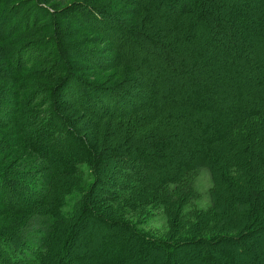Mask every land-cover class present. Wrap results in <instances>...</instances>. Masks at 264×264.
Here are the masks:
<instances>
[{"label": "trees", "instance_id": "trees-1", "mask_svg": "<svg viewBox=\"0 0 264 264\" xmlns=\"http://www.w3.org/2000/svg\"><path fill=\"white\" fill-rule=\"evenodd\" d=\"M65 1L67 0H0V117L4 120L0 122V129L7 130V133L0 137V154L17 147L20 139L27 141L28 136L34 133L32 143L27 141L25 146L30 152L37 154V158L50 170L39 177L38 187L33 186V183L29 184L31 193L42 195V200L37 202L24 197L22 192L15 189V185L22 183L17 175H37L35 172H28L32 167L28 166L30 160L21 161V168L13 174L0 171V264H58L59 260L68 264L67 258L82 256L80 237L87 233L90 222L92 225L97 223L106 227L112 233L109 238L118 235L117 239L120 240L130 233L122 239L124 242L118 247L121 250L117 255H109L110 251L117 247L116 242H98L97 250L101 255L105 254L99 260L101 263L123 264L128 258L125 249L129 248V252H132L136 246L132 243V237H135L141 245L149 244L152 251L164 250L167 258L163 264H176L177 262H170L169 257L179 248L196 244L199 240L163 242L156 238L150 239L145 237L147 233L144 234L137 223L130 226L129 222H122L118 218L107 220L90 205L88 197L100 185L102 176L106 175V168L111 161H119L121 156H130L146 165L154 174L157 185L162 188L175 181L181 183L186 192L185 196L195 192L193 182L198 171H209L213 184L209 189L211 204L206 211L194 212L195 215L190 216L194 221L186 216L188 209L181 211L185 205L181 204L180 200L183 195L178 196L177 209L188 219L186 221L182 216L177 219V225L180 228L185 227L181 233L186 231L187 237H196L200 231H204L201 228H205L199 227L201 219L205 221L225 214V224L233 225L236 221L241 231L236 235L223 236L218 235L222 234V228L212 230L214 238H203L206 248L200 256L201 262L247 264L235 262L233 250L228 249L221 250L226 257L224 262L213 259L212 253L218 251L217 244L223 241L237 242L235 245L238 247V253L251 258L248 264H264V252L255 246L258 239L264 236V143L256 136L258 130L264 132V97L258 98L254 110L238 115L240 110L245 109L244 101L239 96L244 77L250 74L259 75V85L264 86V57L253 61L255 66L252 72L246 73V65L238 64L246 52L253 48L252 40L257 39L255 51L264 46V0H149L148 4L143 6L141 0L128 2L132 6H142L138 11L143 17L141 20H135L137 24L134 27L124 22L123 27L129 31L127 34L134 38L142 35L143 42L150 49L156 50L151 59L155 61L153 68L162 67L164 74L160 87L165 89L166 94L162 96V103L172 108L164 118L153 119L151 122L145 116L129 121L128 114L132 108L126 106L128 102L116 105L117 101L109 97L115 95L123 100L122 95L129 92V78L123 79L125 84L122 89L115 92L116 86H120L124 81L105 86L93 82L92 79L85 80V76L79 74L75 63L66 54V47L71 48L64 45L67 32L63 30L62 33L57 27L58 19L67 18L64 16L66 5L56 10L51 4H61ZM20 6L22 10H18L19 16L16 17L11 11ZM257 10L261 13H256ZM21 11L22 14H19ZM94 12L105 21L119 25L113 11L98 9ZM186 16L190 17L189 23L185 31L184 28L181 29L183 35L179 39L163 42L155 34H147L150 33L147 29L150 20L162 18L173 24ZM42 20L47 22L41 24ZM57 36L62 37L64 41L57 40ZM186 38L192 39L195 44L200 43L201 50L192 52L187 48ZM209 51H212V55L208 54ZM189 58L191 64L187 63ZM215 59L219 65L212 68L209 64ZM199 60L203 66L198 63ZM135 62L138 64V60H132V64L129 59L125 60L123 69L131 70L132 75L136 77L137 69L133 64ZM139 62L148 63L146 58ZM27 65H31L30 69L26 68ZM224 74L229 75L238 84L237 96L230 103L226 96L224 99H218V88L227 77ZM57 75L59 78L56 80ZM72 79H76L77 83L88 91L63 95L61 91L66 90L67 81L70 83ZM157 79L155 74L144 84L150 92L159 91ZM50 80L54 84L46 83ZM41 92L42 94L38 95ZM87 92H93L90 94L92 96L88 98L85 94ZM190 92L192 96H187ZM107 103L113 105L110 114H107ZM69 104L81 112L77 114L76 111H68ZM85 117L88 121L104 117L115 120L117 123L113 124L114 133L106 134L112 137V140L102 137L97 145L87 140L81 131L82 120H87ZM236 118H239V123H236ZM34 120L37 121L36 128H33ZM126 121H129L126 124L128 132L118 139V125ZM145 123H149L145 128L139 127ZM67 136L73 143L68 150H63L60 147L65 145ZM215 146H218V149ZM258 146L260 148L254 151L253 147ZM236 159H242L244 162L240 168L239 162H235ZM81 160L86 161L85 164L89 163L93 175L90 184L86 183V190L81 192L82 196L77 191L83 189L84 181L73 183V178L79 177L77 171ZM221 179H224L223 183ZM237 180L245 183L244 189L238 188ZM58 181L63 182V185H55L62 184ZM43 183H50V186L44 190L41 186ZM58 187L60 188L56 191ZM52 188L56 192L50 193ZM57 192L60 196L56 203L57 209L51 218L52 224H56L59 218L68 217L71 208L64 211V206L72 202L73 198L66 197L67 195L74 194L79 200V211L71 218L60 246L50 243V236L60 231L57 227L46 229L42 234L36 230V239L30 244L31 250L25 258L21 262H17L16 259H21L17 256L16 259L15 256L10 259L9 253L5 251L9 248L17 249L19 242L15 239H27V234L24 233L27 230L19 227L22 218L28 212L43 206L45 197L51 194L54 196ZM15 198L30 204L27 207L13 205L11 201ZM164 207L169 210L168 204ZM115 216L117 217V214ZM130 228H134L136 232ZM177 238L182 237L178 235ZM42 243H46L44 252L39 250ZM140 260L148 259L143 256L138 261ZM138 261L132 264H137Z\"/></svg>", "mask_w": 264, "mask_h": 264}, {"label": "rangeland", "instance_id": "rangeland-1", "mask_svg": "<svg viewBox=\"0 0 264 264\" xmlns=\"http://www.w3.org/2000/svg\"><path fill=\"white\" fill-rule=\"evenodd\" d=\"M130 1L131 0H67L61 4L54 2L51 4L55 6L56 10H60L62 6L66 5L64 16L67 18L58 19L57 27L62 31V33L63 30H65V33L67 32L68 36H66L67 38L65 39L64 45L65 47L71 46V48L68 49L66 47V54L68 58H70V60L75 63V67L78 70L79 74H81L83 77L85 76V80L92 79L93 82L100 83V85L105 86L116 85L118 82L124 81L123 79L129 78V92L122 95L123 100L115 97V95H111L109 97H112L117 101L116 105L123 104V102H128L126 103V106L132 108L129 110L128 114L129 121L131 119L134 120V118L139 120V117L145 116L151 122L153 119L164 118L167 115V112H171L172 108L164 106L162 103V96L166 94L165 89L160 87V85H162L164 74L161 71L162 67H158V69L153 68V66H155L153 62L155 61L151 59L152 56H155L153 52L156 50L150 49L148 45L143 42L144 38L142 37V35L134 38L132 35H128L127 33H129V31H127V29L123 27L124 23L134 27L135 24H137L135 20H141L143 14L141 12L139 13L138 10H140V7H142L143 5H147L149 0H141L142 6L140 7L138 5H129L128 2ZM154 6L156 7L157 3ZM21 7L22 6L11 11L12 14L16 17L19 16L18 10H22L20 9ZM98 9H105L109 12L113 11L115 17L119 20V25H115V22L111 23L109 20L105 21V19H103L102 17L96 16L94 11H98ZM150 11L151 14H153L152 9ZM256 13L261 12L260 10H257ZM19 14H22V11L19 12ZM157 16L159 17L160 15ZM189 18V16L183 17L181 21H179L178 23L174 21L175 23L173 24H169V20L162 18L154 19L152 21L150 20L147 25V29L150 33L147 34H155V36H157V38L163 42H170L179 39L181 35H183L181 29L184 28L185 31V28L188 26ZM46 22L47 20H42L41 24H44ZM175 25L176 27L173 28L172 26ZM56 39L59 41H64V39L59 36H57ZM256 40L257 39L252 40V42L254 43L253 48L251 49V51L246 52V54L239 60L238 63L246 65L244 69L246 73L252 72V68L253 66H255L253 61H255L256 58L257 60H261V58L264 57V46L261 49L255 51L257 45ZM185 42L187 48L191 49L192 52L196 53L201 50L200 43L195 44L192 42V39L189 38H186ZM71 49L73 51H71ZM208 54L212 55V51H209ZM206 57L207 55L205 56V58ZM142 58H146L148 63L141 64L139 61ZM128 59L130 60L131 64L132 60H138V64H136V62L133 63L134 67L137 69L135 71V73L137 74L136 77L135 75H132V72H130L131 70L129 71L126 69L125 71L123 69L124 61ZM217 61L218 60L215 59L209 65L212 68H216L219 65ZM187 63L191 64L190 58L188 59ZM198 63L203 66L201 60H199ZM31 65H27L26 68L30 69ZM155 74L158 78L157 83L159 86V91L150 92L148 87H146L144 84ZM224 75L227 77L224 79L225 82L218 88V99H224V97L226 96L229 100L228 102L230 103L233 98L237 96L238 84L237 81L233 80V78H231L229 75ZM57 78H59L58 75L56 77V80ZM260 78L261 77L259 75L253 76L250 74V76L246 75L242 80V92H240L239 96L244 101L245 109L240 110L238 115H242L249 110H254L255 107H257L256 105L259 100L258 98L264 97V86H260L259 81L257 80ZM46 83H49V85L54 84L52 80ZM68 83L69 80L67 81L68 87L66 88V90L61 91L63 95H68L69 92L75 94L76 91H88L85 89V87L79 85L76 79H72L70 83ZM124 84L125 81L120 86H116L115 92H118L119 89H122ZM39 94H42V92L38 93V95ZM85 94L88 97L92 96L90 94H93V92H87ZM187 96H192V93L190 92ZM40 98L41 97H38V99ZM107 105L109 109H107V114H110L113 105H111L110 103H107ZM67 110L76 111L77 114L78 112H81L76 110L74 107H71V104H69ZM134 112H137V114H135ZM107 114L104 113V115ZM83 115L86 116V114ZM85 118L87 119V117ZM95 120L96 121H88V119L82 120L83 126L81 131L87 137V140L95 143L96 145L101 142L102 137H106L112 140V137L106 134L114 133L113 124L117 122H115V120L106 119V117H104L103 119L99 118V120ZM2 121L4 120L0 117V122ZM129 121L118 125V131L116 133L118 139L122 138V136L125 135V132H128V126H126V124ZM235 121L236 123H239L240 120L239 118H236ZM148 124L145 123L144 125L139 127L145 128ZM33 125V128H36L37 121L34 120ZM5 133H7V130L0 129V137L4 136ZM34 135L35 134L33 133L32 135L28 136L27 141L30 144L32 143ZM256 136H258L264 143L263 131L261 132L258 130L256 132ZM25 142L21 141L20 139L17 147H13L10 149V151H5L4 153L0 154V171L13 174L16 170L21 168V161L30 160V164L28 166L32 167L28 172H35L37 173V175L31 173L17 175V178H20L22 180V183H20L19 185H15V189L18 192H22L24 197L31 199V201L37 202L40 199L42 200V195H40V193L37 195L35 193H31L29 184L33 183V186L38 187L37 182L39 181V177L43 174L49 173L50 170L47 165H43V162L37 158V154L30 152V149L25 146ZM114 142H116V140ZM72 143L73 142L70 137L67 136V140L65 139V145L61 146L60 148L63 150H68L69 146ZM260 146H262V144ZM260 146L253 147V150L255 151L259 149ZM215 147L218 149V146ZM237 159L235 160V162H239L238 167L244 164L242 159ZM80 162L81 163H79V168L77 171L79 177H74L73 183L79 184V182L84 181L83 189L81 191H77L79 195L81 194L80 196H82L83 191L86 190V183L90 184L93 175L90 165H88L89 163L85 164L86 161L84 160H81ZM106 169V175L104 174L102 176L100 185L97 186L98 188L96 187V191L91 192L90 196L88 197L92 208H95V210L98 211L104 218L110 221L114 218H118L122 222H129L130 226L133 223H137L140 226L139 228H142V232L144 234H148H146L145 237H148L150 239L156 238L162 240L163 242L170 240H199L196 244H188L179 248L177 252L169 257L170 262H177L176 264H203L200 259L203 250L206 248L203 244V238H214L211 234L212 230H219L220 228H222V231H220L222 234L218 235L223 236H228V234L236 235L239 231H241L239 230V226H237L238 222L236 223V221H234L233 225L225 224V222L227 221L225 220V214H223L222 216L217 215V217L206 219L205 221L201 219L202 223L199 224V227H205L201 228L205 232L203 231V233L200 231V234L196 237H187L188 235L186 234H188V232L186 231L181 233V230H185V227L180 228V226L177 225L176 221L180 216H182L183 218H185V216L184 214H181L177 209L179 206L178 204H176V202L179 201L178 196L183 195L182 199L180 200L182 201L181 204H184L185 207L183 206V208H181V211L183 209H188L189 213L186 215L188 219H191L190 216L195 215L194 212L200 213L202 212V210L206 211L211 204L209 189L213 184L209 171L205 169H200L198 171L193 182L195 192L191 193L189 196H185L186 192L184 190V187L181 183H178L176 181L163 188L157 185L156 178L153 176L154 174L150 171V169L146 165L142 164V162L136 161L130 156H121L119 161H111ZM221 182L223 183L224 179H221ZM237 182L238 188L244 189L245 183L241 180H237ZM61 183L62 184L55 185H63V182ZM41 186L44 187V190H46V188L50 186V183H43L41 184ZM59 188L60 187L56 188V191ZM98 190L101 191L97 192ZM56 191L52 188L50 193H54ZM179 191L182 192V194ZM52 196L53 195L51 194L45 197L43 206H39L30 213L28 212V214L24 216V218H22L23 221L19 227L20 229L27 230L26 232H24L25 234H27V239H15L17 243L19 242L17 249L14 250L12 248H9L5 251L9 253L8 256L10 257V259L13 256H15L16 259L17 256L18 258H21L20 260L16 259L17 262H21L23 258H25V255L31 250L30 244L34 243L33 239H36V230L37 232H39V234H42V232L46 229L57 227L58 231H60L50 236V243H55L56 246H60L62 238L67 233L69 225L72 221L71 218L79 211V200L78 197L74 194L67 195L66 197L72 196L73 198L72 202H70V200V203L64 206V211L71 208L69 210L70 212L68 214V217L59 218V222L57 221L56 224H52L53 222H51V218L53 217L54 210L57 209L56 203L59 200L60 195L57 192L56 195L54 194V196ZM2 201L6 202L5 200ZM122 202L126 204H123ZM222 202H224V200ZM11 204L21 207H27L30 202L21 201L15 198V200L11 201ZM167 204L169 205V210L164 207ZM2 205L3 204H1V206ZM1 209L2 208L0 207V212ZM220 210H223V208H220ZM72 212H74V214H71ZM116 214L117 217L115 216ZM188 219L185 218L186 221H188ZM1 221L2 215H0V224H2ZM191 221L194 220L191 219ZM92 224L93 223L90 222V227L87 230V233L80 237V254H82V256L67 258L69 261L68 264H107L101 263L99 261L101 256L105 255H101L100 251L97 250V248L99 247V243L108 240H111L114 243L116 242L115 244L117 247L115 248V250L113 248L112 252L110 251L109 255H111V253L117 255V253L121 250L118 247H120V245H122V242H124V240L122 239H124V237L126 236H129L130 234H125L120 240L117 239L118 235H113L111 238H109V235H112V233L109 232L106 227L97 223L94 225ZM133 229L134 228H130L131 231H134ZM178 235L179 237H182L180 239L185 238L186 240L178 239ZM45 239L47 240V237H45ZM132 240V243L136 244V246L133 250L130 249L133 253L129 252V248L125 249V253H128V258L125 260V262H123V264H132L133 262H136V260L138 261L143 256H146L148 260H140L137 264L164 263L165 258H167L164 250L152 251V249H150L149 247V244L147 246L143 244L141 245V242L137 241L135 237H132ZM235 244H237V242L223 241L220 244H217L216 248L218 251H214L212 253L213 259L215 258L216 261L220 260L221 262H224L226 260V257L221 250L228 249L233 250V260L235 262L247 264L250 263L251 258L247 255L239 254L237 250L238 247ZM45 245L46 243H42L40 245L41 249L39 250L44 252ZM255 246L259 247L262 252H264V236L258 239ZM62 259L64 258L62 257ZM57 263L63 264L60 260Z\"/></svg>", "mask_w": 264, "mask_h": 264}]
</instances>
